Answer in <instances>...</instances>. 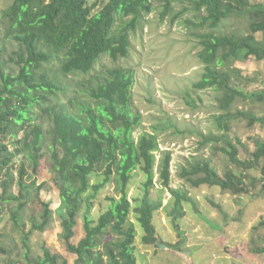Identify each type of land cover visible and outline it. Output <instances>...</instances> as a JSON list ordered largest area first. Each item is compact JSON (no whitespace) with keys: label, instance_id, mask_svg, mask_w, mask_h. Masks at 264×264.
Wrapping results in <instances>:
<instances>
[{"label":"trees","instance_id":"1","mask_svg":"<svg viewBox=\"0 0 264 264\" xmlns=\"http://www.w3.org/2000/svg\"><path fill=\"white\" fill-rule=\"evenodd\" d=\"M185 2L198 17L197 23L186 21L195 31H214L231 18L250 20L249 33L244 36L194 35L202 47L198 58L204 65L202 79L194 89L223 93L216 124L224 134L202 135L201 146L225 141V147L219 151L242 172L254 170L264 159V141L257 140L252 159L242 161L237 146L241 142L234 144L227 134L233 120H247L251 127L264 124V118L230 111L239 98L264 102V92L245 93L235 86L245 80L235 63L251 58L264 60V40L259 42L255 37L264 34V4H254L251 0H13L2 12V34L17 49L8 60L0 49V212L2 203L17 204L10 213L11 223L23 235L24 258L28 264H68L46 247L42 257L31 258L33 233L44 232L53 218L49 203L39 200L44 186L37 187L36 181L26 183L27 165L33 176L41 166L45 133L39 122L46 118L52 123V172L59 192V211L64 212L61 238L67 252L76 256V264H137L138 233L129 222L131 214L136 215L144 233V245L158 246L153 219L163 204L150 198L155 152L159 151L158 135L142 136L138 141L134 137L142 123V116L131 110L135 72L124 68L97 72L96 65L105 57L113 62L128 57L131 34L141 19L155 11L156 3L163 10L164 20L175 5ZM182 14L174 16L173 21ZM11 141L15 150H10L7 144ZM19 156L22 162L17 167L15 159ZM171 163L172 154L165 153L159 174L174 199L170 218L179 229V222L186 216L184 206H196V203L189 193L170 188ZM137 171L146 178L144 195L131 202L128 188ZM97 175L101 179L92 183ZM181 178L193 188L219 187L234 195L248 192L245 176L234 171L220 176L209 161H198L182 169ZM112 186L119 198L107 197V209L97 219L92 218L98 196ZM14 187L16 194L12 192ZM33 194L42 207L41 218L25 231L23 215ZM83 205L86 206L85 237L73 244L71 240Z\"/></svg>","mask_w":264,"mask_h":264},{"label":"rangeland","instance_id":"2","mask_svg":"<svg viewBox=\"0 0 264 264\" xmlns=\"http://www.w3.org/2000/svg\"><path fill=\"white\" fill-rule=\"evenodd\" d=\"M12 1L0 0V49L5 51V60H8L12 52L17 49V45L6 40L2 34V12L12 4ZM251 2L256 3V0H251ZM162 11L159 3H156L155 11L141 19L139 27L130 36L127 58L113 62L109 57H105L96 65V71L124 68L135 72L136 83L132 90L131 110L133 114L139 113L142 116V123L136 129L134 137L138 141L142 136L158 135L156 137L159 151L155 152L154 186L150 190V198L156 202L162 201L163 204L162 208L155 213L153 221L158 245L165 248L144 245L142 241L144 233L136 221V215L131 214L129 222L135 225L138 233L136 239L138 264H177L182 260L191 264L194 260L191 247L196 238L195 227L191 223V219L197 217L194 211L196 208L200 210L209 208L211 206L207 201L209 199L218 202L221 200L219 196L228 198V200L229 195L233 196L229 191L222 192L219 187H214L212 190L206 186L193 188L181 178L182 169L189 168L191 164L198 161H209L220 176H224L228 171L242 172L229 161L225 154L219 151L221 147H225V141L201 146L202 135L221 137L224 134L217 129L216 124V117L221 114L219 100L223 93L214 89L205 91L194 89V85L202 79L204 74V65L198 58L202 47L194 35L211 33L216 36L231 34L244 36L249 32L250 20L249 18H231L224 21L214 31L204 29L199 32L186 24L187 20L198 22V17L188 2L175 5L172 13L164 20L161 19ZM179 13H183L182 16L173 21L174 16ZM261 37L263 38L259 36ZM235 67L242 71L245 77L241 84H235L237 88L245 93L264 92V61L251 58L243 63H235ZM258 104L239 98L230 111L232 113L246 112L256 118H264V103ZM39 123L43 125L45 133L43 159L39 172L35 176L32 175L31 168L27 165L26 183L32 184L36 181L37 187L44 186L39 200L49 203L53 218L50 227L44 232L33 233L30 240L31 258L42 257L43 248L46 247L52 253L59 254L67 260L68 264H76V256L67 252L66 245L61 238L64 212L59 211V192L56 188L55 175L52 172V123L48 118L42 119ZM229 126L231 129L227 134L229 139L235 144H237V139L243 143L237 145L239 159L251 160L252 153L256 150L255 142L264 141V124L258 123L251 127L247 120L237 119L231 121ZM20 137L22 138L23 135ZM12 142H7V144L10 150H15ZM168 152L172 154L170 188L189 193L197 205L184 206L186 216L179 222V229L173 226L172 218H170L174 199L169 190L163 186L159 174L162 158ZM21 162L22 156L15 159L17 167L21 165ZM263 167L264 159L259 162L255 170L249 171V180L256 175H262ZM133 175L128 188V197L131 202L144 195L143 185L146 182L145 175L141 171ZM14 177L17 178L16 173ZM100 179V175H97L92 178V183ZM259 189H262L260 184L258 188L255 186L253 193L255 194ZM249 190L251 191V187ZM1 191L2 188H0V193ZM12 192L16 194L17 188L14 187ZM249 194L246 196L248 200H251L252 196ZM34 195L23 215V222L27 227L25 231L30 229L32 222H40L42 207ZM109 196L119 198L114 186L100 193L91 211L92 218L97 219L107 209L109 202L106 199ZM16 206L15 203H2L1 205L0 264H6L7 261L12 264H28L24 258L23 235L14 229L11 223L10 213L16 209ZM85 211L86 206L83 205V210L78 217V225L74 229L75 237L71 240L73 244H78L85 237L83 231ZM204 229L207 231L206 228Z\"/></svg>","mask_w":264,"mask_h":264},{"label":"crops","instance_id":"3","mask_svg":"<svg viewBox=\"0 0 264 264\" xmlns=\"http://www.w3.org/2000/svg\"><path fill=\"white\" fill-rule=\"evenodd\" d=\"M254 4H264V0H256ZM255 37L259 42L264 40L263 33H258ZM250 100L259 103L258 105L264 103L257 99ZM237 141L240 140L237 139L236 143ZM248 173L249 171L235 172L236 175L245 176L247 193L234 195L230 192L233 197L229 195L228 200L219 196L221 200L218 202L209 199V208H196L194 211L197 217L191 219V223L195 227L196 238L191 247L194 256L191 264H264V183L261 174L249 180ZM258 184L262 185V189L254 194ZM248 194L252 196L251 200H248ZM177 264L188 263L182 260Z\"/></svg>","mask_w":264,"mask_h":264},{"label":"water","instance_id":"4","mask_svg":"<svg viewBox=\"0 0 264 264\" xmlns=\"http://www.w3.org/2000/svg\"><path fill=\"white\" fill-rule=\"evenodd\" d=\"M161 248H165L164 246H162V245H159Z\"/></svg>","mask_w":264,"mask_h":264}]
</instances>
